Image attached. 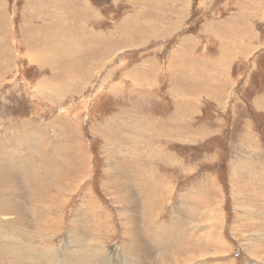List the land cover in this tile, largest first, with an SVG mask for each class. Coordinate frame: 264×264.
<instances>
[{"label":"rangeland","instance_id":"rangeland-1","mask_svg":"<svg viewBox=\"0 0 264 264\" xmlns=\"http://www.w3.org/2000/svg\"><path fill=\"white\" fill-rule=\"evenodd\" d=\"M57 1L0 0V264H264V0Z\"/></svg>","mask_w":264,"mask_h":264},{"label":"crops","instance_id":"crops-1","mask_svg":"<svg viewBox=\"0 0 264 264\" xmlns=\"http://www.w3.org/2000/svg\"><path fill=\"white\" fill-rule=\"evenodd\" d=\"M225 23L227 28L226 26L225 28L222 27L224 25L221 23L220 29H229L231 30V34L217 32V34L220 35L216 41L218 45V53L217 55H214V61L211 59H204V64L208 65L206 70L212 74L217 73V75L215 74L212 76V79L214 80L211 84L212 88L215 90L218 85V90H222V94L226 93L227 87L225 83L221 82L220 78H217V76L221 75L222 78H226L227 80L226 75L231 74L232 65L235 62L240 61V59L244 61L249 60L256 54L257 51L256 45L254 44L257 32L256 28L253 26L254 23L251 21V17L246 18L233 16L229 17L228 20H225ZM181 46L186 47L187 44L181 43ZM205 47L206 46H203L202 48ZM190 49L191 46L188 47V50ZM202 51L205 52V49H202ZM234 52L235 54L233 56ZM173 57H175L174 54ZM200 57L203 58L204 55L201 54ZM213 66L215 68H213ZM204 91L207 92L206 89ZM181 93L182 97H186L187 93L185 94L183 90H181ZM207 95L210 96L211 94L208 92Z\"/></svg>","mask_w":264,"mask_h":264},{"label":"bare ground","instance_id":"bare-ground-1","mask_svg":"<svg viewBox=\"0 0 264 264\" xmlns=\"http://www.w3.org/2000/svg\"><path fill=\"white\" fill-rule=\"evenodd\" d=\"M57 1V0H56ZM78 1V0H77ZM46 2V1H45ZM61 2V1H60ZM58 3V1H57V3H58V6L60 5L61 6V4H62V2L61 3ZM73 2V3H72ZM71 2V6H74V7H72V9H68L67 10V12H68V15H67V17H68V19H67V21L69 22V25H70V21L72 22L71 23V26H73L76 30H74L75 32L74 33H77V29H80L81 27H82V25H81V19H79L78 17H79V14H77L78 12L77 11H81V10H78V8L79 7H77V6H80L81 5V7L80 8H82V9H84V7H85V9H86V6H85V2L83 1V2H80V3H76V1H72ZM31 5V4H30ZM79 8V9H80ZM73 10V11H72ZM85 12V11H84ZM80 14H81V12H80ZM84 15H86L85 17H87V15H88V13H87V10H86V13H84ZM78 16V17H77ZM81 17V16H80ZM84 17V18H85ZM82 18V17H81ZM67 21H65V22H67ZM73 24V25H72ZM83 24V23H82ZM67 27V26H66ZM71 28V27H70ZM73 28V29H74ZM5 30V29H4ZM68 30V29H67ZM73 31V30H72ZM83 32H84V29L82 30ZM71 33H73V32H71ZM81 33V32H80ZM78 34V33H77ZM85 34V33H84ZM87 37V36H86ZM55 47L54 46H52V50H56V49H54ZM63 48V47H62ZM51 49V47H49V50ZM7 51V50H6ZM176 59V58H175ZM43 62H49V61H43ZM58 64V63H57ZM56 64V65H57ZM58 66V65H57ZM61 67V66H60ZM56 69H57V67H56ZM61 69V68H60ZM60 69H57V71L56 70H54V74L55 75H57V76H61V73H60ZM31 140V139H30ZM32 141V140H31ZM27 142V141H26ZM30 143V142H29ZM28 144V143H27ZM32 146V145H31ZM22 207V206H21ZM77 250V249H76ZM72 257V256H71ZM79 258V257H78ZM77 260V259H76ZM66 261V260H65ZM72 262V261H71ZM71 262H66V263H62V264H73V263H71ZM74 262H76V261H74ZM60 263V262H59ZM77 264H79V262H77Z\"/></svg>","mask_w":264,"mask_h":264}]
</instances>
